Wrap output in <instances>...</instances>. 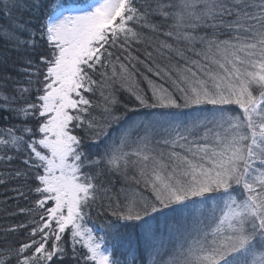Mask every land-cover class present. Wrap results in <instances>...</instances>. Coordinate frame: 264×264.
<instances>
[{
	"label": "snow or ice",
	"instance_id": "obj_1",
	"mask_svg": "<svg viewBox=\"0 0 264 264\" xmlns=\"http://www.w3.org/2000/svg\"><path fill=\"white\" fill-rule=\"evenodd\" d=\"M242 3L233 0L237 16ZM185 6L195 20L176 36L173 13ZM219 6L217 0H0V42L18 57L0 74V165L21 164L11 173L23 181L16 191L27 199L21 191L27 187L32 195L30 221L9 230L26 236L0 250V264H156L161 240L150 222L169 208L157 194L168 177L149 168L157 149H183L197 134L207 148L225 112L264 108V65L256 74L261 83L249 85L254 99L246 102L241 91L232 100L226 94L235 93L231 82L240 77L234 63L229 68L207 56L188 61L172 42L189 50L203 43L208 33L198 30H215L224 24L216 15H233L232 6L212 11ZM157 32L167 37L154 49L163 66L153 51L145 49L141 60L137 50ZM0 64L7 65V57ZM138 64L160 81L144 76L150 96L128 87L143 112L119 98L140 74ZM216 110V128L206 116L187 119ZM149 186L163 207H138ZM94 209H104L102 227L91 223Z\"/></svg>",
	"mask_w": 264,
	"mask_h": 264
},
{
	"label": "rangeland",
	"instance_id": "obj_2",
	"mask_svg": "<svg viewBox=\"0 0 264 264\" xmlns=\"http://www.w3.org/2000/svg\"><path fill=\"white\" fill-rule=\"evenodd\" d=\"M191 2L180 0L185 5ZM257 3L252 8L251 2L243 0L237 16L230 0L228 4L235 9L228 21L231 27L218 37L214 30L200 29L198 34L207 31L208 38L193 46L201 53L196 59L203 61L207 56L210 63H224L229 68L236 65L240 77L238 82H231L235 93L226 94L232 100L239 98L242 91L245 101H252L249 85L261 83L256 74L264 65V0ZM178 13L175 22L182 28L180 35L195 16L187 6ZM216 20L225 19L218 16ZM236 20L239 24L231 23ZM189 49L186 52L194 57ZM213 69L219 72L215 64ZM198 116L208 117L211 127L216 128L213 120L221 113L191 112L187 119ZM223 117L219 132H209L207 148L200 144L202 137L197 134L183 142V149L177 147L175 155L167 156L172 148H158V155L149 163L150 169L168 177L157 186V194L169 208L150 222L161 240L156 264H264V244L260 243L264 241V108L259 112H225ZM143 195L141 204H148L147 210L153 205L163 207L157 205L150 186ZM176 196L182 201H177ZM100 211H94L92 219Z\"/></svg>",
	"mask_w": 264,
	"mask_h": 264
},
{
	"label": "trees",
	"instance_id": "obj_3",
	"mask_svg": "<svg viewBox=\"0 0 264 264\" xmlns=\"http://www.w3.org/2000/svg\"><path fill=\"white\" fill-rule=\"evenodd\" d=\"M230 0H217V2L221 5L218 8H216V13H226V9L230 6L229 3ZM252 3V8L254 5L258 4L257 2L259 0H245ZM149 2H155V0H149ZM163 2V0H161ZM168 2L176 4L177 0H168ZM250 7V6H249ZM251 8V10H252ZM234 7H232V11L234 12ZM251 12V11H250ZM174 20L178 17L179 13L178 11H174ZM221 16L223 17L224 24L220 27H217L214 32L216 36L218 37V34H221L225 32L228 27H231L229 25L228 21H231V17L227 14L223 15H216V17ZM254 16V15H251ZM255 17V16H254ZM218 19V18H217ZM218 21V20H217ZM161 23L165 24V27H167L168 22L162 21ZM228 23V24H227ZM178 29H174V35L179 36ZM163 37L159 35V33H149L147 36V40L145 44L137 46L138 53L140 54V59L144 60V51L145 49L149 51H153L154 57L156 59L157 63H160L161 66L164 65V60L162 57L158 56L154 49L155 46L159 44L160 40ZM221 38V37H219ZM164 40H167V37L164 38ZM174 43V46L177 49H181L184 51V58L188 61H191L192 59H196V56L192 57L190 54H188L187 48H190L189 44L180 43L177 40L172 41ZM191 50L194 52H198L200 50H197L193 46H191ZM203 53V52H202ZM201 53H199L200 56ZM174 55V54H173ZM7 57V65L0 64V74L4 73L5 66L11 68L14 66V62L18 59L16 53L7 51L6 47L3 45L2 42H0V61L4 60V58ZM191 58V60H190ZM137 68L139 69V75L133 76L130 80H128L123 87L120 90L119 98L121 100L122 104H127L129 108H137V109H143L141 106L138 105L134 101V97L130 95V93L127 91L128 87L136 88L138 87L144 94H148L150 96V89L147 81L144 79V76L147 75L150 79H153L156 81V83H160V81L156 80L154 76H152L150 73H147L144 69L142 64H138ZM117 69H118V63H117ZM108 73L110 74L112 72V65L108 66L107 69ZM99 96V93H97V97ZM95 99V98H94ZM100 103H103L102 100L99 101ZM4 122L0 120V127H3ZM197 135H190L189 139L196 138ZM95 151V149H93ZM173 151H177L176 149ZM172 151V152H173ZM171 150L167 153V156L169 153H171ZM23 166L19 163L13 164V165H0V250H3L5 247L13 246L17 240H23L26 236V233L22 234V230H17L15 233L10 232L9 230L21 223L29 222L30 217L27 213V209L32 207V195L27 193V187H24L21 189V191L25 192L27 195V199L25 197L20 196L18 192L16 191L17 188L20 187V185L23 183V181H17L14 179L11 175L12 171L15 168H22ZM148 205V204H147ZM138 207H143V204L138 205ZM21 209H25L24 213H21ZM98 209H94L96 211ZM104 211V209H101ZM93 211V212H94ZM100 211V212H102ZM105 220V217L96 215L94 219H92L91 223L96 226L103 225V221Z\"/></svg>",
	"mask_w": 264,
	"mask_h": 264
}]
</instances>
